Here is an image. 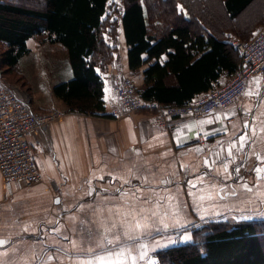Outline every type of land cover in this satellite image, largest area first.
Segmentation results:
<instances>
[{
	"label": "crops",
	"instance_id": "obj_1",
	"mask_svg": "<svg viewBox=\"0 0 264 264\" xmlns=\"http://www.w3.org/2000/svg\"><path fill=\"white\" fill-rule=\"evenodd\" d=\"M263 23L264 19L248 35ZM115 61L119 73L129 75L140 90L147 64L130 69L124 46ZM70 77L67 63L55 83ZM111 77L112 70L102 74L107 116L61 110V119L30 137L40 181L7 187L0 176V240L6 241L0 244L2 264H77L92 255L81 249L96 248L99 241L116 234L123 246L132 248V258L125 264H158L156 251L191 241L192 228L206 221L264 222V202L255 194L264 192V179L254 171L264 168V159L257 158H264V133L259 131L264 121V74L247 82L245 93L259 95L244 93L238 101L244 110L252 109L247 119L236 111V104H230L198 119L169 118L164 127L155 125L147 112L114 116L117 99ZM55 83L50 94L60 101L52 92ZM17 90L34 110H60L52 101L35 108V96ZM245 122L256 127L255 136ZM245 132L248 143L243 150L233 149L234 159L228 157L229 144L237 142L238 148V138ZM225 163L228 173L223 171ZM245 183L252 192L242 187ZM132 209L147 228L135 234L137 239L128 240L121 222H134L128 215ZM113 224L117 227L107 232Z\"/></svg>",
	"mask_w": 264,
	"mask_h": 264
},
{
	"label": "trees",
	"instance_id": "obj_2",
	"mask_svg": "<svg viewBox=\"0 0 264 264\" xmlns=\"http://www.w3.org/2000/svg\"><path fill=\"white\" fill-rule=\"evenodd\" d=\"M200 1L0 0V68H15L31 38L58 43L71 77L52 86L54 96L68 111L107 116L102 74L124 46L130 69L147 64L139 90L144 99L184 104L226 82L240 63L229 35L244 39L264 19V0L256 1L252 21L241 23L255 0H219L220 14L211 0L202 11ZM192 229L191 241L156 251L157 263L264 264V222L219 218Z\"/></svg>",
	"mask_w": 264,
	"mask_h": 264
},
{
	"label": "built area",
	"instance_id": "obj_3",
	"mask_svg": "<svg viewBox=\"0 0 264 264\" xmlns=\"http://www.w3.org/2000/svg\"><path fill=\"white\" fill-rule=\"evenodd\" d=\"M229 41L238 51L240 63L226 82L176 105L146 100L129 75L114 74L110 78V88L117 105L112 114L122 117L138 110L150 111L154 112L152 122L164 127L167 119L172 117L191 116L198 119L236 104V111L247 119L250 112L244 110L238 101L246 92L248 80L264 74V23L248 38L232 36ZM63 115L60 110L41 112L32 109L29 101L22 98L17 88L0 74V176L7 187H28L41 180L42 174L36 164L30 137ZM196 130L201 138V127L197 126ZM40 147L42 151L47 149L44 145Z\"/></svg>",
	"mask_w": 264,
	"mask_h": 264
},
{
	"label": "rangeland",
	"instance_id": "obj_4",
	"mask_svg": "<svg viewBox=\"0 0 264 264\" xmlns=\"http://www.w3.org/2000/svg\"><path fill=\"white\" fill-rule=\"evenodd\" d=\"M113 1L116 0H111V2ZM256 1L257 0H255L248 7V10H245L243 11V13H241L238 20L239 23L252 21L254 17L253 13L259 7L255 5ZM207 2L208 0L200 1V6L203 8L202 11L204 12L205 10L209 9ZM210 3L211 5H214L216 13L220 14L221 8L219 5V0H211ZM262 22L260 21L259 24H261ZM205 24L210 27L211 31L213 30L209 23ZM222 24H224L223 26L225 27L228 26L226 23ZM245 37L248 38V35H246ZM28 45L30 48V53L20 59L15 68L8 69L7 71H5V67L0 68L1 76L5 80H7V82L17 86L20 91L27 93L30 96H35V99L33 100L34 103H32L35 108H37V106L40 104L45 105L51 103L52 101L57 104V106L60 108V111L63 110L67 113V106L64 105V103L58 101L56 98L52 97V95L50 94L51 85L58 79H60V74H63V71L66 69L67 54L65 48L58 43H50L46 41L42 36L31 38L28 42ZM3 47L4 46L0 44V51H2ZM117 47L118 49H120V46ZM114 62L116 63V61ZM118 68L119 67L117 65H112V76L119 73ZM2 70H4V72ZM137 112H147L149 114H154V112L145 110H138ZM261 236L263 237L262 241L264 243V235L262 234ZM177 239L180 238L177 237Z\"/></svg>",
	"mask_w": 264,
	"mask_h": 264
},
{
	"label": "snow or ice",
	"instance_id": "obj_5",
	"mask_svg": "<svg viewBox=\"0 0 264 264\" xmlns=\"http://www.w3.org/2000/svg\"><path fill=\"white\" fill-rule=\"evenodd\" d=\"M111 2V0H109ZM259 95V92L252 93V92H247L245 95ZM248 112H251L252 109H247ZM261 115H264V112L261 113ZM220 117L217 116V119ZM211 121H202L201 123H209ZM244 127L246 129L251 130V134L255 136L257 134V129L256 127L250 126L247 122H245ZM259 131L261 133H264V121L260 122L259 125ZM250 139V136L248 132H245L243 135L239 136L238 138V144L239 147L237 148V142H231L227 148V155L230 158H233V149L243 150L245 144L248 143ZM219 155V154H217ZM258 159H264L257 155ZM207 163V161H206ZM223 171L225 173H228V164L225 163L223 164ZM236 172H239V168L235 169ZM254 171L257 174L258 179H264V168L261 167H256ZM230 175V173H229ZM200 183H203V178H199ZM191 187L195 188L196 185L192 184ZM242 187L248 191L252 192L253 188L249 187L246 183L242 185ZM191 194V193H190ZM235 195V192L232 193ZM259 198H261L262 202H264V192L257 191L255 193ZM201 199H203V196H200ZM171 199V198H170ZM59 203V201H57ZM135 209H132L128 212V215L133 216L134 222H127V221H122L121 224L124 226L125 231L123 232V236L126 237L128 240H135L137 239V236L135 235L139 230L141 229H146L147 224L144 222V220H137L134 215ZM155 214V213H154ZM117 225L113 224L111 228H108L106 231L107 232H112L114 228H116ZM6 243L5 240H0V244ZM109 245H112V248H108ZM75 246V244H74ZM140 247H145V245H140ZM96 249H99L100 251H97ZM81 251H86L90 254H92L90 257L86 259H80L77 261V264H125L126 260L131 259V253H132V248L123 246L121 244V236L119 234L113 235L112 238H107L105 237L101 241H99L96 244V248L89 247L87 249H81ZM7 255V253H4ZM49 260L53 259V257H48ZM2 264V262H0Z\"/></svg>",
	"mask_w": 264,
	"mask_h": 264
}]
</instances>
